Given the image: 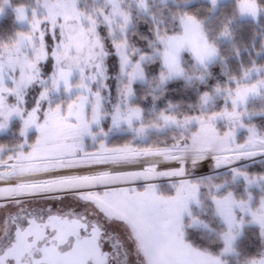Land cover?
<instances>
[{"label":"snow or ice","instance_id":"obj_1","mask_svg":"<svg viewBox=\"0 0 264 264\" xmlns=\"http://www.w3.org/2000/svg\"><path fill=\"white\" fill-rule=\"evenodd\" d=\"M9 18L0 264H264V0H0Z\"/></svg>","mask_w":264,"mask_h":264},{"label":"trees","instance_id":"obj_2","mask_svg":"<svg viewBox=\"0 0 264 264\" xmlns=\"http://www.w3.org/2000/svg\"><path fill=\"white\" fill-rule=\"evenodd\" d=\"M10 24H11L10 18L6 19V20H3V21H0V27H3V28H6V27L10 26ZM2 139H6V137H1L0 138V142H1ZM2 142H5V141L2 140Z\"/></svg>","mask_w":264,"mask_h":264},{"label":"rangeland","instance_id":"obj_3","mask_svg":"<svg viewBox=\"0 0 264 264\" xmlns=\"http://www.w3.org/2000/svg\"><path fill=\"white\" fill-rule=\"evenodd\" d=\"M0 138H1V137H0ZM6 139H7V138H6ZM6 139H2V140L6 141ZM2 140H1V142H2ZM67 202H70V198H69L68 201H66V203H67Z\"/></svg>","mask_w":264,"mask_h":264}]
</instances>
